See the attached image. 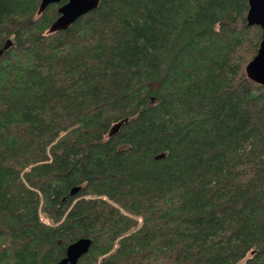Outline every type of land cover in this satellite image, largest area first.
Returning <instances> with one entry per match:
<instances>
[{"label": "trees", "instance_id": "1", "mask_svg": "<svg viewBox=\"0 0 264 264\" xmlns=\"http://www.w3.org/2000/svg\"><path fill=\"white\" fill-rule=\"evenodd\" d=\"M40 2L0 0V264H264L248 0Z\"/></svg>", "mask_w": 264, "mask_h": 264}, {"label": "water", "instance_id": "2", "mask_svg": "<svg viewBox=\"0 0 264 264\" xmlns=\"http://www.w3.org/2000/svg\"><path fill=\"white\" fill-rule=\"evenodd\" d=\"M60 3L63 4L57 9L59 16L50 26L49 33L69 28L80 17L97 9L100 0H41L38 14H41L49 5ZM246 21L248 26H258L262 30V39L257 53L245 67L246 77L264 87V0H248ZM10 44L8 42L5 48H8ZM118 128L119 124L115 125L112 133H115ZM75 191L76 189L72 193ZM91 243L89 238L76 240L68 245L65 257L56 264H79V260L89 251Z\"/></svg>", "mask_w": 264, "mask_h": 264}]
</instances>
